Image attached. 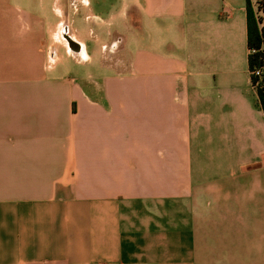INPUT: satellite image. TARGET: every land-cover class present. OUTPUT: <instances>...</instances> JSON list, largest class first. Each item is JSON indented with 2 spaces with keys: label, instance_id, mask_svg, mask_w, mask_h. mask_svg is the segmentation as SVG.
<instances>
[{
  "label": "crops",
  "instance_id": "crops-1",
  "mask_svg": "<svg viewBox=\"0 0 264 264\" xmlns=\"http://www.w3.org/2000/svg\"><path fill=\"white\" fill-rule=\"evenodd\" d=\"M56 1L0 0V264H264L245 0Z\"/></svg>",
  "mask_w": 264,
  "mask_h": 264
},
{
  "label": "trees",
  "instance_id": "trees-1",
  "mask_svg": "<svg viewBox=\"0 0 264 264\" xmlns=\"http://www.w3.org/2000/svg\"><path fill=\"white\" fill-rule=\"evenodd\" d=\"M246 45L248 50L247 68L253 88L258 79L251 74L262 67L264 62V0H245ZM258 104L264 116V86L254 88Z\"/></svg>",
  "mask_w": 264,
  "mask_h": 264
},
{
  "label": "rangeland",
  "instance_id": "rangeland-1",
  "mask_svg": "<svg viewBox=\"0 0 264 264\" xmlns=\"http://www.w3.org/2000/svg\"><path fill=\"white\" fill-rule=\"evenodd\" d=\"M34 1H35L34 12L36 14L42 15L44 13V15L46 16L50 14L53 18H55L52 10L55 7H59L60 3H58L56 0H34ZM41 1L44 5L37 4V3H41Z\"/></svg>",
  "mask_w": 264,
  "mask_h": 264
},
{
  "label": "built area",
  "instance_id": "built-area-1",
  "mask_svg": "<svg viewBox=\"0 0 264 264\" xmlns=\"http://www.w3.org/2000/svg\"><path fill=\"white\" fill-rule=\"evenodd\" d=\"M251 75L258 79V81L255 84V86H253V89L256 86H258L260 83H262L263 86H264V62L262 64V67L260 69H258V70H255Z\"/></svg>",
  "mask_w": 264,
  "mask_h": 264
}]
</instances>
